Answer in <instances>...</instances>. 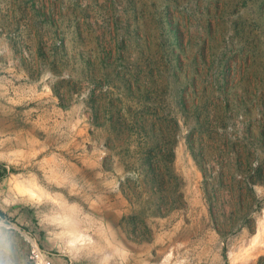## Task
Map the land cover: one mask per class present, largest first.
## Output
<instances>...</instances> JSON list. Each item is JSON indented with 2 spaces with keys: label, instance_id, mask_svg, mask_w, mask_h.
Returning <instances> with one entry per match:
<instances>
[{
  "label": "rangeland",
  "instance_id": "rangeland-1",
  "mask_svg": "<svg viewBox=\"0 0 264 264\" xmlns=\"http://www.w3.org/2000/svg\"><path fill=\"white\" fill-rule=\"evenodd\" d=\"M0 163V264H264V0H0Z\"/></svg>",
  "mask_w": 264,
  "mask_h": 264
},
{
  "label": "built area",
  "instance_id": "built-area-1",
  "mask_svg": "<svg viewBox=\"0 0 264 264\" xmlns=\"http://www.w3.org/2000/svg\"><path fill=\"white\" fill-rule=\"evenodd\" d=\"M30 264H56L52 257L38 246L32 247L30 251Z\"/></svg>",
  "mask_w": 264,
  "mask_h": 264
},
{
  "label": "trees",
  "instance_id": "trees-1",
  "mask_svg": "<svg viewBox=\"0 0 264 264\" xmlns=\"http://www.w3.org/2000/svg\"><path fill=\"white\" fill-rule=\"evenodd\" d=\"M10 173H11V171L4 164L0 163V181L3 180L4 178H6ZM259 174H260V172H259ZM0 214H2V213H0Z\"/></svg>",
  "mask_w": 264,
  "mask_h": 264
}]
</instances>
